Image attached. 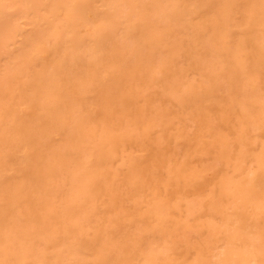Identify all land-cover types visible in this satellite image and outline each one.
Masks as SVG:
<instances>
[{
    "label": "bare ground",
    "instance_id": "bare-ground-1",
    "mask_svg": "<svg viewBox=\"0 0 264 264\" xmlns=\"http://www.w3.org/2000/svg\"><path fill=\"white\" fill-rule=\"evenodd\" d=\"M262 100L264 0H0V261L264 264Z\"/></svg>",
    "mask_w": 264,
    "mask_h": 264
},
{
    "label": "snow or ice",
    "instance_id": "snow-or-ice-1",
    "mask_svg": "<svg viewBox=\"0 0 264 264\" xmlns=\"http://www.w3.org/2000/svg\"><path fill=\"white\" fill-rule=\"evenodd\" d=\"M73 7H77V6L74 5ZM262 120H264V100H262ZM260 207H261V212H262V225H264V196H262L261 198ZM260 246H261L262 253H264V228H262V231H261ZM0 264H34V262H30L26 260L10 259V260L0 261Z\"/></svg>",
    "mask_w": 264,
    "mask_h": 264
}]
</instances>
